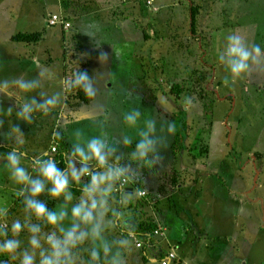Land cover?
<instances>
[{
  "label": "rangeland",
  "instance_id": "1",
  "mask_svg": "<svg viewBox=\"0 0 264 264\" xmlns=\"http://www.w3.org/2000/svg\"><path fill=\"white\" fill-rule=\"evenodd\" d=\"M54 1H47L45 6L55 8ZM162 1L164 5L160 13L156 14V20L148 22L149 25L144 24L147 32L150 31L149 26L154 28L155 35L150 40L144 42L139 35L133 33L131 26L138 29L143 24L141 22L124 23L119 29L120 34L112 35L111 32L109 38L100 39L103 48L93 50L94 53L88 56L87 66L90 75L97 76L101 94L95 102L81 106L76 115L91 117L97 124L85 127V134L89 136L98 133L99 122L104 119L102 106H106L112 113L113 126L109 130L115 133L121 130L115 123L119 119V113L132 107H139L146 117L150 115L156 118L158 127L160 121H168L169 117H173V122L177 120L175 127L178 128L179 135L173 141V153L169 147V137L167 147L161 149L162 163L154 167L161 171L164 169L163 172L155 174L154 168L144 169L148 171L149 186H154V175H157L156 179L160 175H166L163 180L166 184L162 182L166 187L159 205H153L156 203L155 198L151 199L149 204L143 206L144 211L154 217L158 215L156 209L166 211L169 210V205L173 210H178L179 214L172 210L162 213L163 219L159 215L163 222L156 224L164 229L170 226L168 215L179 217L186 213L190 220L188 232L194 235V244L197 245V264H264V72L253 73L237 80L235 84L225 86L223 79L227 72L217 55L224 44L223 37L232 31L243 32L251 42L264 49V0ZM43 3V0H0V80L20 75L25 79L37 77L40 71L37 64H42L39 55L34 56L39 63L36 60L23 63L27 60L23 57L19 63L16 62V54L13 52L17 53L19 49L15 45L21 42H13L8 35L24 27L31 32L30 26L34 22L38 24V14L45 9ZM190 6L196 8L194 33L190 32L189 26ZM17 9L28 11L32 18L21 22L15 15ZM143 11L148 13L146 8ZM172 16L169 23L168 18ZM134 18L140 20L138 15ZM88 20L91 21L92 18L88 17ZM52 29L58 31L57 28L50 30ZM70 32L62 31L63 46L55 40L53 32H45L44 38L39 40L37 48L45 47L51 58L46 67L55 73V79L44 81V90L49 95L61 90L62 81L67 78L71 68L68 62L72 61L75 41H71ZM82 44L84 52L94 46L92 38L88 36L84 37ZM61 48L65 50L64 53L60 52ZM101 50L109 54L104 65L98 60ZM115 53L120 54L118 58ZM43 55L46 57L47 53ZM82 57L85 55L80 56ZM62 59L66 62L64 67L61 65ZM76 66L73 64L72 68ZM189 73L194 77L204 74L205 99L198 100L195 94L186 92ZM172 82L185 87L179 97L168 93V86ZM121 89H133L140 100H127ZM36 94L33 92L21 95L27 99ZM14 101L15 98L0 97V120H4L0 132L10 129L13 124H19L24 132L25 143L19 146L12 139H7L12 147L22 148L29 155L36 149L38 152L46 149L51 144L49 133L56 131V125L59 127L57 130L61 131V123L55 121V126L53 123L48 126V120L54 121L52 113L46 117L34 114L33 122L28 125L17 121L15 111L18 109ZM63 103L66 107L67 104ZM10 105L14 111L8 115L7 107ZM75 129L83 130V125L74 123L69 132L64 130V134L68 132L66 140L70 142V146ZM0 139H5L4 135H0ZM56 143L61 141L57 140ZM204 145L206 153H198L199 147ZM133 148L134 144L125 150L130 152ZM8 151L10 148L7 147L6 153ZM4 157L5 154H0V206L8 208L9 223L12 217L13 220L23 221V206L19 204L22 198L16 195L19 186L8 178V173L3 168ZM22 163L32 171L29 159ZM165 165L167 167L163 168ZM202 165L207 168L202 170ZM174 173L175 180L181 181V189L186 191L183 197L177 192H169L173 186L168 176ZM145 189L140 190L146 194ZM128 193L134 203L138 196L133 185H130ZM152 193L155 194L154 191L150 192ZM57 203L55 201L52 208ZM126 207V213L136 216L132 206ZM194 223L202 224L203 230L195 229ZM169 231L170 233L163 230L162 237L166 233L171 239L174 238L173 234L176 235V232L173 229ZM19 239L23 241V246H27L26 232H22ZM157 242L156 239L155 248ZM168 247L175 249L171 244ZM183 248L184 246L180 249ZM146 251L149 253L150 249L147 248ZM189 254H193L192 250ZM5 261L7 264H19L6 254H1L0 264H5ZM129 264H137L134 255L129 256ZM143 264L158 262L146 261Z\"/></svg>",
  "mask_w": 264,
  "mask_h": 264
},
{
  "label": "clouds",
  "instance_id": "2",
  "mask_svg": "<svg viewBox=\"0 0 264 264\" xmlns=\"http://www.w3.org/2000/svg\"><path fill=\"white\" fill-rule=\"evenodd\" d=\"M99 30L100 26L93 22L82 31L93 39L97 49L102 43L95 38ZM223 39L217 55L227 72L225 86L264 72V49L260 45L241 31L229 32ZM108 55L100 51L101 65L107 63ZM119 55L115 53L117 58ZM77 65L71 76L62 81L61 90L51 95L44 90V81L55 79V73L37 64L40 71L35 78L20 75L0 80V97L15 98L16 120L27 125L33 122L35 113L46 117L56 109L63 110L65 94L72 90L95 102L101 94L97 76L82 71L78 62ZM121 91L129 101L140 100L133 89ZM33 92L37 94L27 99L21 95ZM13 111L11 105L7 107L8 115ZM101 112L104 119L99 122L96 135H86L81 129L73 131L71 147L64 153V167L43 152L31 157L29 171L22 163L29 159L28 152L13 147L5 154L3 168L13 184L19 186L16 195L22 198L24 216L23 221L15 219L9 223L8 208L0 206V254L19 264H129V256L140 241L131 213L124 210L130 202L125 189L127 185L144 183L142 170L162 163L161 149L174 135L175 124L162 120L158 127L156 118L146 117L139 107H132L119 113L115 123L121 130L115 133L109 130L113 126L111 111L102 106ZM3 121L0 120V127ZM2 135L19 146L25 143L19 124H13ZM54 138L62 140L63 135L57 131ZM133 144L130 152L123 150ZM73 186H79V196L73 194ZM42 195L58 203L50 209L40 199ZM25 231L27 246L19 239Z\"/></svg>",
  "mask_w": 264,
  "mask_h": 264
},
{
  "label": "crops",
  "instance_id": "3",
  "mask_svg": "<svg viewBox=\"0 0 264 264\" xmlns=\"http://www.w3.org/2000/svg\"><path fill=\"white\" fill-rule=\"evenodd\" d=\"M49 0H43V7H45L44 11L41 10L40 13L38 14V24H36V22H34V24H32L30 26V29H32V31H41V36L40 38L35 42V43H24L21 42L18 45H15L17 49H19L16 52H13L14 54H16L15 56V61L16 62H20V60L23 58H26L27 60H24V62H30V61H37L38 62V58L39 61L42 63L39 64L46 67L48 66L51 58L48 55V50H46L45 47H41V48H37L39 40L44 38L45 32H53L55 33V37L58 41V43H60V45L63 46L64 44V36L62 34L63 30H70L71 32L69 33L70 37H71V41H75L74 43V52L72 53V61L68 64L71 66L74 64L75 66L77 65V61L80 59V56H84L82 57L83 60H85V64L87 65L88 63V59H89V55L93 54L95 50V43L93 41V45L91 46L86 52H84L83 50V44H82V40H84V37H86L84 34H82L83 29L89 25L92 24L93 22H95L96 24H98L100 26V30L96 33V39L99 40L101 42V38L103 37H108L109 38V33L112 32V35L114 33L116 34H120L121 32H119V29L124 25V23H134V22H138L140 24L139 28L136 29L135 26H131L132 27V31L133 33L137 34V36L139 35V37H141L144 42L150 40L151 36L155 35V31L154 28L149 26V32H147L144 28L145 25L144 24H148V22L154 21L156 20L157 17V13H160L161 11V7L164 5V2L162 0H55L53 3L55 4V8L53 9H49L47 8L46 2ZM52 0H50L51 2ZM146 8V10L148 11L145 12L143 11V9ZM15 15L16 17L21 21V22H27L29 19L32 18V15L28 12V11H24V10H15ZM48 13H58L61 17H63V19L65 21L69 22V26L65 29H63L60 25H52V26H47L45 23V19H46V15ZM153 13L154 15L151 16L150 14ZM135 15H138L140 20L138 21L137 19H135ZM150 16V17H149ZM88 17H91L92 20L89 21ZM160 18V16H158ZM173 19L172 17L168 18V22L170 23L171 20ZM74 24H73V22ZM134 20V21H133ZM133 21V22H131ZM57 28L58 31L52 29L51 28ZM29 28L24 27L21 28L19 30H17L16 32H30L28 30ZM38 29V30H36ZM112 30V31H111ZM31 31V32H32ZM191 32V31H190ZM15 33V32H14ZM192 33V32H191ZM13 34V33H11ZM9 34L8 37L11 35ZM44 34V35H43ZM115 34V35H116ZM120 37H122V35H120ZM115 38V36L113 37ZM93 40V39H92ZM13 41V40H12ZM81 41V44L79 43ZM18 43L19 41H13ZM100 48H103L102 45H100ZM64 49L61 48L60 52L64 53ZM44 53H47V56L44 57ZM38 54V58H35L34 56ZM43 55V58H41V56ZM78 58V59H77ZM47 61V63L45 62ZM44 64V65H43ZM78 64L80 65V63L78 62ZM62 67L66 66V62L64 59H62ZM78 66V65H77ZM88 67V66H87ZM89 68V67H88ZM63 76L65 73V69H63ZM90 70V69H89ZM68 78V75L66 76ZM65 102V100H64ZM90 101L88 103L85 104H80L78 107L76 108H71L68 105H66V107L61 110V109H56L52 112L51 117H54V121L48 120V126L51 125V123H53V125L55 126V121H57V123H61V133L63 135V140H59L61 141V143H56V139L54 138V133L57 132L59 129L58 125H56V131L50 132L49 133V144L48 147L40 152H38L39 150L36 149L34 150L31 154L29 155V161L31 159V157L33 155H40L43 152H47L50 154V156L53 157V155L56 152H60L64 155V153L66 151H68L70 149V142L66 140V137L68 135V132L70 131L71 127L73 126L74 123L77 124H81L83 125V131L85 130V127L88 125H95L96 123L93 121V118L88 117V116H77L76 114H78L80 111H78V109L83 106V105H87L89 104ZM36 115H40V113H35ZM56 117V118H55ZM168 121H173L172 118H167ZM71 122H72V126H71ZM175 124V122H174ZM97 125V124H96ZM53 126V127H54ZM54 129V128H53ZM8 129H3L0 132V135H2V133H6ZM64 130H67L68 132L66 134H64ZM178 128L175 127V132L177 131ZM182 130V129H181ZM99 131V130H98ZM85 132V131H84ZM208 134V131H207ZM209 135V134H208ZM13 140V139H12ZM173 140H175L174 135L172 137H170V143H169V147L172 149L171 153H173ZM14 141V140H13ZM15 142V141H14ZM55 144L56 145V150L55 151H50L49 147ZM10 148V150L13 148L11 145V142L7 139H0V148H4L5 150H0V154H6V148ZM132 147V146H131ZM181 149V148H180ZM22 151H24L22 148L20 149ZM125 152H127L125 149H123ZM167 167V165H165L163 168ZM200 168H202V170H205L207 167L206 165H202L200 166ZM155 169V168H154ZM174 169V168H173ZM164 169H162V171L157 167L155 169V174H158L157 172H163ZM147 170H142V177L144 180L141 182H138L136 184H131L134 186V190L137 191H141L140 189H145L148 191V194H146V197L150 200L154 199L156 203H153V205H159V200L161 195H163V190L166 186H163V183L166 184L163 180L166 177V175H163V177H160L158 179H156L157 175L155 176L153 173H151L152 175H154V177H152V181L154 182V186H149V183L147 184V180H149V178L147 177ZM174 175H169L168 179L170 178V182H171V178L174 179L175 182H171L172 186H173V190H169L173 191V192H177L179 193L180 197H183L186 195V191L182 190L181 188L183 187V185L181 184V181H176L174 178ZM204 175V174H202ZM184 181V179H183ZM163 182V183H162ZM185 182V181H184ZM132 190V189H131ZM125 191L128 193V191H130V185L126 186ZM151 191H154V193L150 194ZM157 193V194H156ZM182 193V195H181ZM129 194V193H128ZM75 196L77 194H74ZM165 195V194H164ZM49 199L52 201L53 205L55 200L50 199L47 195H43L42 196V200L45 198ZM19 198V197H18ZM18 198L15 199V201L17 202ZM12 203H14V201L12 200ZM52 205V207H53ZM12 206V205H11ZM51 207V208H52ZM169 207V210L166 211H162L159 209H156V211L158 212V215H154L153 219L155 220V222L159 223L160 221H162L161 219H163L162 213H165L167 211H176V214L178 212V210H173L174 208H172L170 205L167 206ZM13 208V206H12ZM13 212V211H12ZM161 219H160V217ZM166 215V214H163ZM196 217V215L194 216ZM168 219H169V223L170 226L168 228L165 227V231H167L168 233H170V229H173V231L176 232V235L173 234L174 238H170L166 235V233H164V236L161 238H157L158 240V244L157 247L155 248L154 246H156L155 241L153 246H149V244H146L145 246L142 247H136L135 251H133L131 253V256L134 255V258L137 260V264H143L146 261H148L149 263L157 261L156 260V256L158 254L159 251H162L161 253H163V251L166 250V248L171 244L173 245V247L175 248L174 252L176 255V264H197V255L196 253V246L194 243V235H192L191 233L188 232V224L190 222V220H188V217H186V213L185 214H180L179 217L174 216V214H172L171 216L168 215ZM163 222V221H162ZM181 222H184L183 224ZM161 223V222H160ZM196 228L195 229H199V230H203V225L202 224H196L194 223ZM173 227V228H172ZM115 234H119V232L115 233ZM191 234V235H190ZM138 238V237H137ZM199 244V243H198ZM183 249H180L181 247H183ZM149 248L150 251L149 253H147L146 249ZM193 252V254H189V251ZM190 256V258H189ZM158 262V261H157Z\"/></svg>",
  "mask_w": 264,
  "mask_h": 264
},
{
  "label": "trees",
  "instance_id": "4",
  "mask_svg": "<svg viewBox=\"0 0 264 264\" xmlns=\"http://www.w3.org/2000/svg\"><path fill=\"white\" fill-rule=\"evenodd\" d=\"M195 11H196L195 6H190L189 26H190V31L192 33H194L193 25H194V13H195ZM40 36H41V31L15 32L9 36V39L13 40V41L24 42V43H35L40 38ZM78 62L80 63V65H79L80 69L82 71L83 70L88 71V73L90 75V70L87 67V65L85 64V60L80 58L78 60ZM76 68H77V66L74 67V69H71V68L69 69L68 74H67L68 77L71 76V73L74 70H76ZM193 73H195V71H193ZM188 79H189V82L187 85L188 88L186 89V92L187 93L191 92V95L195 94L197 96L198 100L205 99V97H206L205 92L206 91L204 90V87H203V81L205 80L204 74L200 73L196 77H194L191 73H189ZM183 90H185V87L180 85L177 82H172L168 86V93L173 94L175 97H179L180 93ZM88 102L89 101L84 97L83 93L79 92L78 90H72L71 92L66 93L65 103L71 108H76L80 104H85ZM170 118H172V120H174L173 117H170ZM174 122L177 123L178 121L176 120ZM177 135H179V133L175 132L174 133L175 140H173V141L177 140ZM178 145H180V144H178ZM2 149L3 148H0V150H2ZM198 153H204V154L206 153L205 145L203 147H199ZM45 158H47V157H45ZM53 158H55L57 160L58 166H60V167L65 166L64 165V155L62 153L56 152L53 155ZM171 182L172 183L175 182L174 179L171 178ZM72 191H73V194H78L79 193V186H73ZM146 194H148V191ZM146 194L143 191V195H141V196L136 195L138 197L135 200V202L132 203L130 200V202L127 205V206H132L133 210L136 211V213H135L136 216L132 217V219H133L134 223L137 225V228H136L137 237L142 240V245L140 247L145 246L146 244H149V246H153L154 245L153 240L155 241L158 237L161 238L163 235V230H164L162 227H160L156 224L153 217H151L147 212L144 211L143 206L149 204L148 202L150 200V198L148 199L146 197ZM42 196L40 197L41 200H42ZM43 200L47 203L48 207L51 209V207L53 205L52 201L47 199V198H45ZM19 204L23 206L22 202H20V201H19ZM125 208H127V207H125ZM137 216L140 218H137ZM12 220H13V217H12ZM157 227H160V229H158L160 234H153V230ZM25 232H23V233H25ZM169 248H172V247H168L165 251H167ZM165 251H163V253H161L162 251L158 252L157 256L155 257L157 261L159 260L160 256H162L165 253ZM0 257H1V254H0Z\"/></svg>",
  "mask_w": 264,
  "mask_h": 264
},
{
  "label": "built area",
  "instance_id": "5",
  "mask_svg": "<svg viewBox=\"0 0 264 264\" xmlns=\"http://www.w3.org/2000/svg\"><path fill=\"white\" fill-rule=\"evenodd\" d=\"M45 23L47 26H52V25H60L63 29L67 28L69 26V22L65 21L63 17H61L58 13H48L46 15ZM50 151H55L56 150V145L52 144L49 147ZM138 196L143 195V191H137L136 192ZM160 227H157L153 230V234H160L159 230ZM140 241V244L138 247L142 245V240L140 238H137ZM158 264H176V255L173 250V248H169L165 253L160 256L158 260Z\"/></svg>",
  "mask_w": 264,
  "mask_h": 264
}]
</instances>
